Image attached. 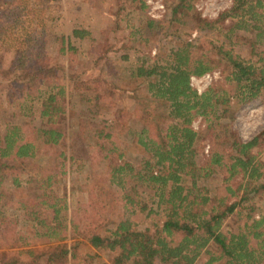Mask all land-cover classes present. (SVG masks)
Returning a JSON list of instances; mask_svg holds the SVG:
<instances>
[{"label": "trees", "instance_id": "obj_1", "mask_svg": "<svg viewBox=\"0 0 264 264\" xmlns=\"http://www.w3.org/2000/svg\"><path fill=\"white\" fill-rule=\"evenodd\" d=\"M0 1V86L5 87L6 94L15 100L22 115L26 110L29 112L31 101L36 98L37 117L48 126L27 130L6 123L0 133V187L6 177L14 187H19L20 175L26 172L35 154L41 148L53 149L63 141L64 87L57 82L65 78L73 90L86 83L74 73L63 76L61 57L73 56L76 50L62 35L53 39L56 58L51 59L44 53L50 38V15L58 0ZM190 1L174 0L170 4L167 22L179 23L180 18L193 16ZM138 3L142 8V2ZM195 17L196 31L202 34L196 47L189 49L190 45L183 43L170 52L163 65L146 68L140 65L136 69V77H152L146 84V104L156 101L166 105V114L154 112L148 105L140 106V118L150 122L155 129L154 139L139 137L141 139L137 140L149 154V160L143 161L141 170L136 171L131 165L121 163L107 172H110L107 183L116 187V193L124 200L123 207L128 204L133 209L136 204L137 210L132 213L139 217L143 215L140 220L148 221L149 226L136 229L135 224L127 219L111 220L103 226L107 234H98L96 228L101 225L96 218L100 210L93 206V217L83 222L85 225L80 235L71 236L67 245L64 242L65 225L58 218L59 210L55 204H50V220L45 216L34 217L35 209L29 213L33 225L30 226L32 239L48 245L33 247V242L19 234L16 239L9 238V244L0 246L6 247L0 251V264L264 262V215L253 217L255 209L248 204L252 192H264V162L257 159L264 150V129L242 142L235 138L228 124L220 125V132H212L208 157L200 165L195 147L198 135L190 127L194 117L207 121L209 115L217 114L215 118H219L217 108H222L220 115L225 113L224 108L232 97L237 104L264 97V0H231L229 9L214 20ZM225 21L229 25L224 31ZM145 27L158 28L159 24L147 19ZM215 31L218 34L224 31L222 36L226 43L211 45L209 52L216 58L215 65L224 63L226 74L215 87L210 86L197 94L189 86V78L200 77L211 72L210 66L214 67L212 61L202 60L205 57L200 52L210 44L206 36ZM237 32L247 36L236 35ZM83 34L77 29L71 31L74 38ZM232 38L240 42L232 43ZM238 43L248 46L249 59L243 60L231 53V47ZM3 53H9L7 61H4ZM46 79L57 83L54 90L34 95L37 83ZM225 84L233 89L232 95L223 89ZM25 101L30 104L22 110ZM141 102L137 103L143 105V100ZM143 133L144 129H141L140 135ZM97 134L100 137L102 131ZM62 157V152L55 153V169L63 166L57 161ZM72 158L69 155V159ZM215 170L223 174L219 187L211 191L206 187H195L197 181H206ZM57 174H46L39 180L38 187H50ZM237 176L240 181L230 186L231 179ZM138 183L157 187V201L164 206L161 214L135 200L131 187ZM111 195L107 191V198ZM2 197L0 190V202ZM37 198L44 203L47 197L39 195ZM71 228L75 231L78 227L72 224Z\"/></svg>", "mask_w": 264, "mask_h": 264}, {"label": "rangeland", "instance_id": "obj_2", "mask_svg": "<svg viewBox=\"0 0 264 264\" xmlns=\"http://www.w3.org/2000/svg\"><path fill=\"white\" fill-rule=\"evenodd\" d=\"M138 1L142 2V8ZM173 2L174 0H58L54 5L49 24L50 44L44 43V53L55 59L56 43L53 39L62 35L76 50L73 56L61 57L63 76L74 73L86 84L73 90L65 78L59 79L57 83L64 87L65 112L61 120L64 121L63 141L53 149L41 148L35 154L26 167V172L20 175L22 182L19 187H14L7 177L1 181L3 197L0 202V246L9 244V238L16 239L19 234L33 242V247L47 246L45 242L32 239L30 226L33 225L29 213L35 209L34 217L45 216V219L48 217L50 220V204H55L54 207L59 210L58 218L65 225L63 232L67 245L71 236L80 235L85 225L83 222L93 217V206L95 210H100L96 218L101 225L96 228L98 234H107L103 226L111 220L127 219L135 224L136 229L149 226L148 221L144 223L140 220L143 215L139 217L132 213L137 210L136 204L132 206L133 209L128 204L123 207L124 200L116 193V187L110 186L106 179L107 174H110L107 172L115 165L127 163L137 171L141 170L144 160H149V154L137 140L142 137L145 140L154 139L155 129L150 122L140 118V106L148 105L154 112L165 113L166 105L156 101L146 104V84L152 77L138 78L135 75L136 69L140 65L144 68L155 64L163 65L170 52L183 43H188L189 49L196 47L202 34L196 31L195 16L214 20L231 5V0H191V12L194 15L180 18L179 23L169 24V9ZM1 6L2 1L0 11ZM147 19L157 22L159 27L146 28ZM228 25V21L223 22L222 30L225 31L224 27ZM74 29L84 32L83 36L72 37L71 31ZM224 31L220 34L215 31L216 33L206 36L210 44L205 47L207 50L203 48L200 52L204 54V62L216 59L209 49L211 45L226 43L222 36ZM236 35L247 36L242 32H237ZM233 42L240 41L232 38ZM248 50V46L243 43L231 47V53L243 60L250 58ZM8 54H2L6 59L4 61H7ZM223 64H211L214 67L210 66L212 70L207 73L212 75L210 82H189V86L197 94L210 86L215 87L226 74ZM57 83L51 79L39 81L33 94L39 95L49 89L53 91ZM223 86L228 95H232L233 89L227 84ZM142 100L143 105L137 103H142ZM31 102V108L27 112L30 102L25 101L22 110L26 111L22 115L15 100L6 94L5 87L0 88L1 134L6 123L19 125L27 130L48 127L37 117L36 98ZM224 109L226 112L220 115L222 108H217V119L216 114L209 115L207 121L201 117L191 120L190 127L198 135L195 147L198 149L200 165L208 157L212 132H220V125L228 124L235 138L242 142L250 140L264 129V97L260 96L244 104H237L235 97H232ZM168 121L170 120L167 119ZM141 129H144L142 135ZM98 131H102L100 137ZM262 150L257 159L264 162ZM59 152L63 153V157L57 161H61L63 166L55 169V153ZM69 155L73 158L69 159ZM61 171L63 173L59 174ZM55 173L58 174L50 187H38L39 180L46 174ZM222 177L223 174L215 170L206 181H197L195 187H206L211 191L219 187ZM238 177L231 179L230 186L239 180ZM150 185L138 183L131 187V192L135 193L136 201L161 214L164 206L157 201V187ZM107 191L112 194L109 198ZM39 195H46V202H41L37 198ZM20 204L23 205L22 208ZM248 204L255 209L253 217L264 215V192H252ZM72 224L78 227L77 230H72ZM4 249L6 247H0V251Z\"/></svg>", "mask_w": 264, "mask_h": 264}, {"label": "built area", "instance_id": "obj_3", "mask_svg": "<svg viewBox=\"0 0 264 264\" xmlns=\"http://www.w3.org/2000/svg\"><path fill=\"white\" fill-rule=\"evenodd\" d=\"M212 79V75H208L207 73L203 74L202 76L198 77V78H189V82H195V81H202V82H210ZM204 86H206V84H204ZM198 92V91H197Z\"/></svg>", "mask_w": 264, "mask_h": 264}]
</instances>
